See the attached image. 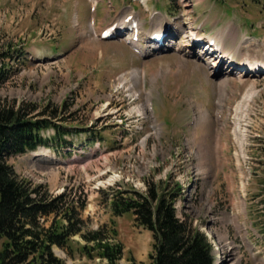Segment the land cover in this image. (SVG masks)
<instances>
[{
	"label": "rangeland",
	"instance_id": "374dc122",
	"mask_svg": "<svg viewBox=\"0 0 264 264\" xmlns=\"http://www.w3.org/2000/svg\"><path fill=\"white\" fill-rule=\"evenodd\" d=\"M145 1L0 0V55L6 54L0 56V102L51 104L59 110L53 122L71 131L63 144L9 163L19 179L49 196L85 200L84 229L115 227L121 263L149 264L152 240L131 215L112 214L111 192L143 191L151 180L182 185L177 214L211 241L214 264H264V76L249 79L253 90L244 74L230 73L222 85L223 67L210 72V62L172 40L159 52L146 46L136 55L123 37H98L127 14L144 24H166V17L183 36L188 19L203 21L205 33L237 25L240 32L224 38L232 41L260 27L258 35L247 33L252 38L244 53L264 61V0ZM95 3L94 24L89 8ZM156 10L161 15L154 19ZM225 44L234 50L235 43ZM148 95L153 112L146 109ZM203 112L208 116L201 120ZM48 131L46 138L53 135ZM73 240L84 243L79 235ZM53 252L64 264H105L56 247Z\"/></svg>",
	"mask_w": 264,
	"mask_h": 264
},
{
	"label": "trees",
	"instance_id": "16d2710c",
	"mask_svg": "<svg viewBox=\"0 0 264 264\" xmlns=\"http://www.w3.org/2000/svg\"><path fill=\"white\" fill-rule=\"evenodd\" d=\"M3 70L0 66V83ZM39 106L0 102V264H64L54 254L55 247L68 255L74 252L88 260L98 258L105 264H137L133 259L121 263L124 248L115 227L84 229L80 211L86 206L85 200L73 201L66 193L49 196L39 186L17 177L9 163L11 158L41 146L63 144L61 139L71 134L53 122L59 119L57 107ZM49 129L53 135L46 138L42 133ZM85 140L87 145L94 144ZM182 191L178 182L146 180L143 191L128 188L111 192L112 214L131 215L137 226L150 232L149 264H214L211 241L187 215L177 214ZM76 235L84 243L74 241Z\"/></svg>",
	"mask_w": 264,
	"mask_h": 264
},
{
	"label": "bare ground",
	"instance_id": "6f19581e",
	"mask_svg": "<svg viewBox=\"0 0 264 264\" xmlns=\"http://www.w3.org/2000/svg\"><path fill=\"white\" fill-rule=\"evenodd\" d=\"M195 2H198V0H196ZM160 21V20H159ZM119 23L121 22V21H118ZM159 23V22H158ZM124 24V21H122L121 22V24H120V26L119 27H122V25ZM192 24L191 23H189V30H188V34L186 35V36H184V37H191L194 33L192 32V31H195V29H193V27L191 26ZM103 30H100L99 31V35H100V33L102 32ZM191 31V32H190ZM159 32H161V26H159V27H157V28H155L154 30H153V32L150 34V35H153L154 33H159ZM228 33L230 34L231 32L229 31V32H225V36H227L228 35ZM145 35V34H144ZM149 35V36H150ZM146 36V35H145ZM225 36H224V38H225ZM212 38V36H208V38ZM213 37H215V40H216V45L218 46V49H220V54H218L219 56L218 57H224V58H226L227 60H226V64H230V61H231V59H232V57H231V55L234 57V53H239L240 51H238V49H237V47H236V44H235V46H234V50L233 51H230V49H228V50H226V46H225V39L224 38H219V37H216V36H213ZM235 41L236 40H233L232 42L233 43H235ZM179 44H182V48H183V50H185V51H188L189 49V47H190V40H188V39H185L184 40V38H183V40H181V41H179ZM179 49H180V47H178ZM200 54H202L203 52L202 51H200L199 52ZM241 54V53H240ZM196 56H199L198 54H195ZM200 58L202 57V55H200L199 56ZM221 61H223V60H221ZM240 66H238V68H241L240 70H245L244 71V73L246 74V76H245V83L248 85V87L250 88V89H254V88H256V85H255V82L254 81H250L249 79H252V78H255V77H257L256 76V74H258L257 72H255V69L256 68H258V67H261L263 70H264V62H261V61H259V60H257V59H255L254 57H246L244 54H241V57H240ZM218 61H213L212 62V64H211V66H209V68H210V72L213 70V68H215L217 65H218V63H217ZM220 63V62H219ZM243 64H245V66H243ZM263 66V67H262ZM196 67V66H195ZM217 68V67H216ZM234 69H236L235 67H233V65L231 66V65H229V68H224V71H223V75H224V77H222V79L219 81V83L220 84H225L226 83V79H227V77H229L230 76V73L231 74H233V75H238V77H241V75L240 74H242L243 72L241 71V72H238L237 70H235V71H233ZM262 74V73H261ZM232 75V76H233ZM251 90V91H252ZM252 93V92H251ZM248 94H250V93H248ZM247 94V95H248ZM149 104H150V102H149V100L147 101V104H146V106H147V110H149L150 108H149ZM137 112H140V109L139 110H137ZM207 116H208V113L207 112H203V115H202V117L200 118L201 120H203V119H205V118H207Z\"/></svg>",
	"mask_w": 264,
	"mask_h": 264
}]
</instances>
